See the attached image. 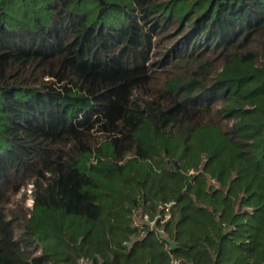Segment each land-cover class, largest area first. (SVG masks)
Segmentation results:
<instances>
[{
  "label": "trees",
  "instance_id": "trees-1",
  "mask_svg": "<svg viewBox=\"0 0 264 264\" xmlns=\"http://www.w3.org/2000/svg\"><path fill=\"white\" fill-rule=\"evenodd\" d=\"M81 259L264 264V0H0V264Z\"/></svg>",
  "mask_w": 264,
  "mask_h": 264
},
{
  "label": "rangeland",
  "instance_id": "rangeland-1",
  "mask_svg": "<svg viewBox=\"0 0 264 264\" xmlns=\"http://www.w3.org/2000/svg\"><path fill=\"white\" fill-rule=\"evenodd\" d=\"M97 172L101 175L102 177V184H101V189L104 195H109L113 197L115 200H117L116 196V190L120 189L123 186H128L130 177H129V171L125 169L123 176H120V173L113 171L112 168L106 163H103L102 165L99 166L97 169ZM25 197V207L32 210L33 205L31 206L32 203V186L29 185L28 187L22 189V192L16 196L15 201H20L22 197ZM23 197V198H24ZM166 205V204H165ZM16 207H10L8 210H14ZM141 208L139 209H134L133 211V222L135 227H149L146 226L145 223L148 221L146 219L147 216L143 217ZM150 218V217H149ZM151 226L154 225L153 222L150 223Z\"/></svg>",
  "mask_w": 264,
  "mask_h": 264
},
{
  "label": "built area",
  "instance_id": "built-area-1",
  "mask_svg": "<svg viewBox=\"0 0 264 264\" xmlns=\"http://www.w3.org/2000/svg\"><path fill=\"white\" fill-rule=\"evenodd\" d=\"M167 204V203H166ZM33 205V200H32V203H31V206ZM146 219H148V217H146ZM153 223H154V225H155V222L153 221ZM80 264H89L88 263V260L87 259H81L80 260ZM173 264H184V263H182V261H180V260H174L173 261Z\"/></svg>",
  "mask_w": 264,
  "mask_h": 264
}]
</instances>
